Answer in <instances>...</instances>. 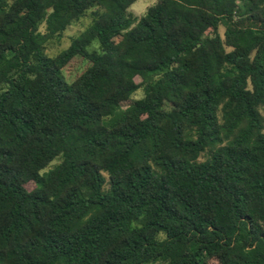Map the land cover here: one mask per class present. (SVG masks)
Here are the masks:
<instances>
[{"label":"trees","instance_id":"1","mask_svg":"<svg viewBox=\"0 0 264 264\" xmlns=\"http://www.w3.org/2000/svg\"><path fill=\"white\" fill-rule=\"evenodd\" d=\"M134 1L0 0V264H264V0Z\"/></svg>","mask_w":264,"mask_h":264},{"label":"rangeland","instance_id":"2","mask_svg":"<svg viewBox=\"0 0 264 264\" xmlns=\"http://www.w3.org/2000/svg\"><path fill=\"white\" fill-rule=\"evenodd\" d=\"M144 0H135L129 7L128 11L132 13L135 16H140L144 12L139 11L138 7H133V5H139L143 3ZM258 20V18H256ZM88 22L87 17H83L79 22L70 25L58 38L54 39L52 42H50L47 45L46 52L49 54H54L61 48L67 45L69 42L71 36L75 35L80 31V29L83 28V26L86 25ZM90 48H97L96 43H93ZM86 65V62L84 60H81V58L75 57L73 58L63 69V74L66 77L67 80H72L77 74L81 72V70ZM135 80L138 82L140 80L139 77H135ZM142 96L141 89H137L134 94L132 95V98H139ZM57 160L52 162L49 167L56 163ZM33 186V184L30 182L26 185V187L29 189ZM153 264H160V262H155Z\"/></svg>","mask_w":264,"mask_h":264},{"label":"clouds","instance_id":"3","mask_svg":"<svg viewBox=\"0 0 264 264\" xmlns=\"http://www.w3.org/2000/svg\"><path fill=\"white\" fill-rule=\"evenodd\" d=\"M155 3V0H144L143 3L139 5H133V7H138L139 11L145 12L149 6Z\"/></svg>","mask_w":264,"mask_h":264}]
</instances>
